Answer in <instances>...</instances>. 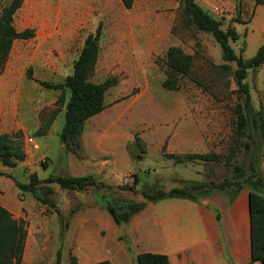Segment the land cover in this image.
<instances>
[{
	"label": "rangeland",
	"instance_id": "obj_1",
	"mask_svg": "<svg viewBox=\"0 0 264 264\" xmlns=\"http://www.w3.org/2000/svg\"><path fill=\"white\" fill-rule=\"evenodd\" d=\"M196 1L220 22L223 30L235 28L239 39L230 45L237 56L250 59L264 44V5L249 24L241 25L232 21L238 0ZM10 2L0 0V13ZM100 22L103 24L100 51L90 81L102 83L114 77L118 83L106 92L105 109L86 121L79 138L80 149L66 153L59 135L69 93H65L63 103H58L60 91L44 89L38 82L62 83L70 75L84 39ZM14 27L18 32L32 29L34 37L13 43L0 73V134L21 144L26 154L25 161L9 176L24 184L34 172L40 180L50 176H91L92 172L85 167L95 164L102 166V172L95 171L96 176H92L107 183L87 191L41 184L39 193L54 203L55 208H51L36 201L30 193L18 191L13 181L2 180L4 195L12 196L25 218L20 220L27 233L22 264H55L58 251L60 264H71V256L76 258L77 254V234L69 231L68 225L76 221L79 212L85 211L91 218L98 211L111 219L106 209L92 207L113 201L143 202L142 190L168 191L191 182L174 179L237 180L245 182L243 187L248 188L253 182L264 195V64L247 71L244 83L249 89L251 111L245 113L243 136L230 157L235 107L244 103L234 79L236 64L223 61L221 49L210 33L184 26L178 2L134 0L132 8L125 9L120 0H23L14 17ZM170 47H178L194 58L191 75L182 80L177 91L163 87L164 58ZM225 65L230 69L224 70ZM54 112L49 131L36 135ZM18 132L23 135L16 140ZM135 137L141 139L145 153L139 150ZM29 138L37 149L28 142ZM190 153H214L223 160L228 157L230 165L200 162L177 165L168 157ZM138 155L140 160L136 159ZM236 167L243 176L235 171ZM2 168L0 163V177L8 175L1 172ZM132 185L133 191L127 189ZM47 188H53L51 195H46ZM17 193L23 196V203ZM218 195L231 203L226 195ZM171 200L186 201L160 202L167 204ZM212 213L216 219L218 210ZM125 228V225L107 227L102 250L123 253L130 243L128 238L120 240L117 249L113 243L114 237ZM181 237L175 239L173 251L186 248L187 241ZM137 251L136 247L131 248V254ZM127 255L119 258L125 264H135L134 260L131 262L132 255Z\"/></svg>",
	"mask_w": 264,
	"mask_h": 264
},
{
	"label": "trees",
	"instance_id": "obj_2",
	"mask_svg": "<svg viewBox=\"0 0 264 264\" xmlns=\"http://www.w3.org/2000/svg\"><path fill=\"white\" fill-rule=\"evenodd\" d=\"M181 9V18L186 28L193 27L197 31L210 33L219 45L222 59L225 62H235L234 72L235 83L238 93L244 97L243 105L237 104L235 107V130L233 132V146L229 148V156L232 157L237 150L243 130L247 123L245 113L251 111V97L249 89L244 83L247 71L256 70L264 64V44L261 45L255 55L250 59L237 56L230 45L231 41H237L239 34L233 27L227 30L221 28L219 21L205 12L196 0H175ZM23 0H11L0 13V73L3 70L9 51L13 43L17 40H30L34 37L32 29H25L18 32L14 27V17L21 8ZM125 9H131L134 0H120ZM264 0H238L236 15L233 22L241 25L249 24L258 6L263 5ZM103 24L98 23L95 31L84 39L82 48L73 62L72 71L62 83H48L44 81L38 84L47 90L60 91L57 102L63 103L65 93H69V98L65 104L64 123L59 135V139L66 153H75L80 147V136L83 133L85 123L88 119L100 114L106 107L105 95L108 90L114 88L118 81L114 77L106 79L102 83L90 81L95 70L100 51V40L102 37ZM243 52V51H242ZM165 82L163 87L168 91H177L182 80L189 78L193 69V56L184 53L178 47H170L165 53ZM224 70L230 67L222 66ZM54 112L47 124L36 131V135H45L55 119ZM23 133H16V140L21 139ZM135 143L142 153L145 148L139 137H135ZM177 165L188 163H224L230 165V159L225 160L222 156L214 153H194L185 155H170ZM26 154L21 144L12 140L6 134H0V163L6 168H16L18 164L24 162ZM137 160L141 156H136ZM46 167L45 164H43ZM236 167L235 171L240 176L243 172ZM1 176H5L1 174ZM6 178L13 181L15 187L22 193H30L36 201L51 208H55L54 203L39 193L38 186L41 184H56L61 189L68 191H87L90 188L104 186L93 176H64L48 177L40 180L36 173L29 176L28 183H20L13 177L6 175ZM137 182V177L134 176ZM134 182V184H135ZM243 183L237 180H223L222 182H188L185 186L174 187L168 191L156 189L153 192L142 190L140 192L144 201L139 203L113 201L105 203V208L115 224L128 223L130 219L142 211L149 203L154 204L165 199H184L192 202L201 201L213 194L226 195L233 201L236 195L247 188L249 190V212L251 229V261L249 264H264V195L257 191L255 184L250 183L251 188L243 187ZM134 190L133 185L127 187ZM53 188L46 189V195H51ZM217 221L220 220L219 213H216ZM26 229L23 222H17L12 215L0 206V264H22L25 250ZM61 253L56 254L55 264H60ZM71 264H77L76 258L71 256ZM95 264H112L109 260H104ZM136 264H170L169 258L162 254L141 253L136 257Z\"/></svg>",
	"mask_w": 264,
	"mask_h": 264
},
{
	"label": "crops",
	"instance_id": "obj_3",
	"mask_svg": "<svg viewBox=\"0 0 264 264\" xmlns=\"http://www.w3.org/2000/svg\"><path fill=\"white\" fill-rule=\"evenodd\" d=\"M260 6L256 8L255 15ZM16 169L18 167L12 169L4 167L1 172L9 175L11 171ZM85 169L92 172L89 174L91 176H96L95 171L102 172V166L95 164L86 166ZM5 176L0 177V206L5 208L14 220L21 222V219H25L21 210L16 208L12 196H5L3 193L2 180L4 182L8 179ZM100 181L106 183L102 179ZM173 181L197 182L195 179H174ZM15 195H20L23 203L24 198L21 193ZM186 201L175 202L171 200L167 204H161L160 201L157 202L158 204L149 203L142 211L135 214L128 223L120 225L115 224L112 218L102 216L98 211L92 214L91 218L87 217L85 211L79 212L76 221L68 225V230L77 234L76 258L78 264H95L104 260H109L112 264H125L119 255L128 257L127 254L132 255L131 262L134 260L136 264V257L141 253L166 255L170 264L250 263L251 229L249 190L247 188L242 189L229 204L218 194H213L198 202L189 201L186 203ZM92 208L106 209L105 205ZM212 210H218L220 215L218 222H216ZM121 225H125L126 230L114 237L113 244L117 249L119 247L118 242L127 237L130 243L125 246V251L123 253L116 252V250L115 252L103 251L102 247L107 238V227L116 228ZM181 235L187 241L186 248L173 251L176 245L175 239L182 238ZM133 247L139 249L136 254H131ZM160 247L164 249L161 250ZM24 257L25 250L23 260Z\"/></svg>",
	"mask_w": 264,
	"mask_h": 264
},
{
	"label": "built area",
	"instance_id": "obj_4",
	"mask_svg": "<svg viewBox=\"0 0 264 264\" xmlns=\"http://www.w3.org/2000/svg\"><path fill=\"white\" fill-rule=\"evenodd\" d=\"M28 142L34 145V142H33V139L32 138H29L28 139ZM34 149H37V146L34 145Z\"/></svg>",
	"mask_w": 264,
	"mask_h": 264
}]
</instances>
